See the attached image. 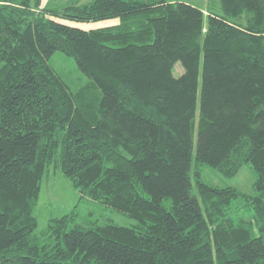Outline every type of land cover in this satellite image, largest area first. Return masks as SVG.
<instances>
[{
  "label": "trees",
  "instance_id": "trees-1",
  "mask_svg": "<svg viewBox=\"0 0 264 264\" xmlns=\"http://www.w3.org/2000/svg\"><path fill=\"white\" fill-rule=\"evenodd\" d=\"M206 11L0 0V264H264V0H209ZM57 52L90 90L70 88L50 64ZM245 166L252 194L204 179ZM51 168L137 225L75 209L35 235ZM242 208L253 214L234 216Z\"/></svg>",
  "mask_w": 264,
  "mask_h": 264
},
{
  "label": "rangeland",
  "instance_id": "rangeland-1",
  "mask_svg": "<svg viewBox=\"0 0 264 264\" xmlns=\"http://www.w3.org/2000/svg\"><path fill=\"white\" fill-rule=\"evenodd\" d=\"M94 0H41L43 8H59L64 5H71L79 2L80 4H87ZM187 4H191L202 8L207 14L209 7V0H178ZM61 22H66L74 26L85 28L87 30H98L102 28H112L120 24V18H111L101 21L91 22H76L68 19L56 18ZM50 64L68 83L70 88L75 92H83L90 90L92 85L90 79L81 73L73 58L67 57L61 52L55 53ZM176 76L183 73L181 64L177 65L175 72ZM196 135V134H195ZM204 179L207 183L220 187H235L246 194L253 193V186L256 181V174L247 166L232 180L224 181L217 172L210 168H205ZM241 202H238L240 206ZM77 209L80 220H99L101 224L104 222H111L122 227H134L137 222L129 216L119 213L111 208H107L102 204L94 201H89L88 198L81 200V194L75 188L72 182L60 171L53 168L45 175L42 180L38 204L35 209L37 217V228L34 234L41 236L49 227L52 219H58L71 213ZM253 211L247 208H242L240 211L235 210L234 216L250 217Z\"/></svg>",
  "mask_w": 264,
  "mask_h": 264
},
{
  "label": "crops",
  "instance_id": "crops-1",
  "mask_svg": "<svg viewBox=\"0 0 264 264\" xmlns=\"http://www.w3.org/2000/svg\"><path fill=\"white\" fill-rule=\"evenodd\" d=\"M63 23H64V22H63ZM65 24H68V25L74 26V25H72V24H69V23H66V22H65ZM76 27H78V26H76Z\"/></svg>",
  "mask_w": 264,
  "mask_h": 264
}]
</instances>
